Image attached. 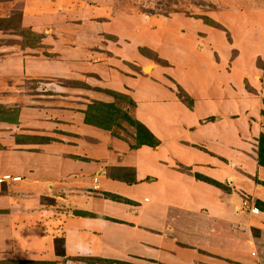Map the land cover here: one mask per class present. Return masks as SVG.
<instances>
[{
    "label": "crops",
    "instance_id": "0c3cea01",
    "mask_svg": "<svg viewBox=\"0 0 264 264\" xmlns=\"http://www.w3.org/2000/svg\"><path fill=\"white\" fill-rule=\"evenodd\" d=\"M259 9L247 10L252 11L248 18L251 24L264 20ZM229 13L233 17L234 12ZM162 26L163 36L173 33L170 25ZM96 65L85 71H92L94 66L97 72H92L98 76H86V82L116 91H122L124 83L128 85L132 99L142 106L134 110V117L146 125L159 143L130 148L127 141L109 137L108 131L81 123L82 116L76 127L69 122L68 128L76 137L77 148L82 147L79 151L90 154L91 160L70 158L65 153L63 156L60 145L53 140L56 135L43 131L45 125L37 122V128L31 126L33 131L23 129L26 124L21 114L26 108L19 111L18 123L0 121V138L5 141L0 143V264H14V260H52L55 264H224L226 259L258 264L257 257L251 254H255L252 239L248 238L253 211L246 210L248 206L244 204L248 200L242 195L264 202V186L254 181L257 178L264 182V167L253 152L257 142L251 141L258 138L260 131H240L233 109V98L239 93L222 91L226 81L218 80L220 68L214 71L216 65L211 61L201 69L194 64L189 70L194 71L193 76L184 81L174 74V67L166 71L195 100L189 109L167 88L162 89L165 94L154 91L155 96L148 98V73L128 77L121 72L107 80L112 68ZM182 66L187 75V66ZM200 70H205L202 80ZM160 71L158 67L153 69L155 78L162 81ZM212 72L214 75H210ZM209 77L213 82L218 80V91L209 83ZM89 93L98 100L111 99L95 90ZM214 94L227 99L222 102L225 104L218 106L221 101ZM27 114V121L33 123L30 116L34 113L27 110ZM206 116L214 118L206 121ZM15 133L49 138L34 144L17 143ZM243 142H251L250 151L243 149ZM102 160L133 167L135 181L113 177L105 167L101 172L97 166ZM179 163L189 170L179 169ZM195 172L229 189L197 179ZM80 177H87L88 181L85 183ZM88 185L98 187L99 195L90 193ZM63 190L64 198L60 196ZM107 192L131 203L106 197ZM184 215L193 218L203 230L206 224L200 219H210V235L222 236L225 232L229 242L206 247L199 238L191 237ZM55 237L63 238V255L55 252ZM260 241L264 243V235Z\"/></svg>",
    "mask_w": 264,
    "mask_h": 264
},
{
    "label": "rangeland",
    "instance_id": "374dc122",
    "mask_svg": "<svg viewBox=\"0 0 264 264\" xmlns=\"http://www.w3.org/2000/svg\"><path fill=\"white\" fill-rule=\"evenodd\" d=\"M261 7H264V0H0V20L8 23L0 27V105L6 107L2 108L3 115L9 110L19 116V111L26 108L21 114L26 124L22 123L23 129L31 132V126L37 128V122L45 125L43 131L49 136L56 135L53 140L60 145L63 156L91 160L90 154L79 151L82 147L77 148L76 137L68 128L69 122L76 127L83 116L81 123L108 131L109 137L127 141L130 148L136 142V130L124 118L117 119L106 129L86 123L87 107L103 100L89 92L95 90L101 96L108 94L110 103L127 111L134 119H138L133 115L134 110L142 106L132 99L125 83L122 91L92 86L85 78L98 74L92 72L94 66L92 71L85 70L95 64L102 69L112 68L107 80H113L121 72L128 77L148 73V98L155 96L154 91L165 94L162 89L167 88L181 104L192 109L193 97L166 71L174 67V74L184 81L193 76L194 71L189 70L194 64L201 69L211 61L216 65L214 71L218 67L222 71L217 74L218 80L226 81L222 91L239 93L233 98V109L240 131L244 128L249 132L256 129L264 133V20L257 25L251 24L248 18L252 17V11L247 13L250 8L256 11ZM262 9L258 11L260 16L264 15ZM231 11L233 17L229 15ZM163 24L170 25L173 30L168 34L170 36L162 35ZM182 65L187 66V75ZM153 67L162 71L159 73L163 74L162 81L155 78ZM205 70L199 72L201 80ZM77 71H81L80 74H72ZM210 75H214L213 72ZM218 80L208 79L217 91L220 89ZM214 96L221 101L218 106L225 104L222 102L227 99H221L222 95ZM27 110L34 113L30 116L33 123L27 121ZM77 114L80 115L77 117ZM225 114L227 118L230 115L229 111ZM213 118L206 116L204 120ZM17 133L15 136L24 135ZM251 141L257 142V138H251ZM2 142H5L3 137L0 138ZM97 142L102 141L98 139ZM250 143L243 142V149L250 151ZM253 152L256 153L255 149ZM181 165L178 164L179 169L189 170ZM103 167L109 169L111 176L123 180L129 177L133 168L102 160L97 168L102 172ZM95 175L100 177V174ZM145 179L149 180V177ZM79 180L86 183L88 178L80 177ZM88 187L92 194L101 192L98 187ZM65 192L63 190L60 196L64 198ZM242 197L248 200L247 205L244 204L248 206L246 210L253 211L250 220L253 226L248 225V238L252 239L250 244L255 249V254L252 251L251 254L257 257L258 264H264V243L260 241L264 235V214L253 206L255 200L250 196L247 198L243 194ZM183 218L188 220L186 227L191 237L199 238L206 247L216 242H229L225 232L222 236L210 235V219H200L206 224L203 230L193 218L187 215ZM224 261V264H245L241 259Z\"/></svg>",
    "mask_w": 264,
    "mask_h": 264
},
{
    "label": "trees",
    "instance_id": "16d2710c",
    "mask_svg": "<svg viewBox=\"0 0 264 264\" xmlns=\"http://www.w3.org/2000/svg\"><path fill=\"white\" fill-rule=\"evenodd\" d=\"M8 23L6 21L0 20V27L6 26ZM5 107L4 105H0V121L8 122V123H18L19 116L17 112L5 111V115H3L2 108ZM6 108V107H5ZM104 109V110H103ZM124 118L127 120L131 125L135 127L136 133V142L134 143L131 148L139 147L142 144H146L149 146H156L159 143V140L153 135V133L143 124L140 120L132 118L127 111L117 108L115 104L110 102H103V101H96L93 104L87 107L85 111L84 120L86 123L95 124L103 128H111L117 122V119ZM48 138L45 136H25V135H17L15 136V141L18 143H29L34 144L38 142L47 141ZM257 162L264 167V133L260 132L257 138ZM197 179L208 181L221 189H229L226 185L216 180L210 179L208 177L203 176L200 173L194 174ZM126 181H134V171L131 169V173L128 178L125 179ZM254 181L260 183L264 186L263 181H259L258 179L254 178ZM106 197H110L111 199L117 201H123L127 203H131V200L124 198L120 195L113 194V193H106ZM260 210L264 211V202L257 199L255 200V205H253ZM75 213V212H74ZM76 213L84 214V215H91L85 211H78ZM55 252L58 255L64 254V244L63 238L55 237ZM14 264H55V261L52 260H40V261H32V260H14Z\"/></svg>",
    "mask_w": 264,
    "mask_h": 264
}]
</instances>
